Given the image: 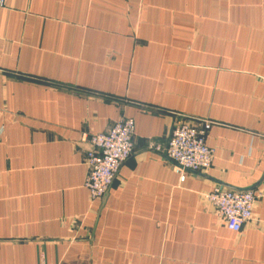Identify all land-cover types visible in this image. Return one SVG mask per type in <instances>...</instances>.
<instances>
[{"label":"crops","instance_id":"1","mask_svg":"<svg viewBox=\"0 0 264 264\" xmlns=\"http://www.w3.org/2000/svg\"><path fill=\"white\" fill-rule=\"evenodd\" d=\"M132 119L107 194L90 137ZM209 121L210 168L148 149ZM264 192V0H5L0 264H264V197L237 233L204 195Z\"/></svg>","mask_w":264,"mask_h":264},{"label":"built area","instance_id":"2","mask_svg":"<svg viewBox=\"0 0 264 264\" xmlns=\"http://www.w3.org/2000/svg\"><path fill=\"white\" fill-rule=\"evenodd\" d=\"M5 0H0V8ZM212 126L209 121L186 123L175 127L164 143L150 142L148 149L162 155L178 168L180 174H200L212 163L213 150L206 145ZM132 119H120L106 133L90 137V148L85 152L87 176L84 186L91 200L104 197L119 168L132 155ZM205 199L214 207L227 230L237 233L252 219L256 201L264 192L229 190L216 187Z\"/></svg>","mask_w":264,"mask_h":264}]
</instances>
